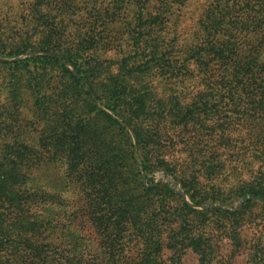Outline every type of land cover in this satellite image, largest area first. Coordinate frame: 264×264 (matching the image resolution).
Wrapping results in <instances>:
<instances>
[{
	"label": "trees",
	"instance_id": "1",
	"mask_svg": "<svg viewBox=\"0 0 264 264\" xmlns=\"http://www.w3.org/2000/svg\"><path fill=\"white\" fill-rule=\"evenodd\" d=\"M26 1L30 13L24 24L11 25L0 11V55L43 51L52 56L7 63L13 69L10 90L36 99L41 120L54 136V147L72 182L83 192L85 207L77 211L78 223L68 234L61 232L42 218V191L32 186L36 177L29 170L30 163L7 151L0 153V264H165L166 254L172 264H183L190 253L198 264H214L218 246L206 230L190 223L168 229L151 224V188L143 179L136 181V145L127 128H122L125 134L119 132L123 145H116L111 131L112 142L107 138L105 154L99 146L101 156L96 158L93 138L101 140L97 126L106 129L110 120L117 126L120 123L97 110L91 94L98 95L134 131L147 171L159 162L155 157L159 143L154 140L159 121L149 114L148 99L139 85L160 71L185 80L198 79L197 97L203 99L198 105L200 118L210 120L216 109L219 116L214 121L221 137L226 136L225 130L248 134L253 129H260L264 136V0H218L184 44L176 33L189 0H89L84 5L83 0ZM118 23L124 26L128 46L108 62L100 50L106 45L108 30ZM11 38L14 47L8 44ZM61 58L82 78L75 77ZM83 83L91 85L92 91L84 92L89 95L87 104L78 106L79 91L86 88ZM104 117L109 121L102 126ZM222 140L214 149L218 165L213 172L219 173L218 179L223 173L235 179L255 174L252 162L239 158L242 153L233 155L236 149L230 138L225 143ZM229 148L235 150L230 158L225 156ZM135 190L122 199L124 192ZM182 210L184 221L190 222L193 210L188 205ZM80 212L86 226L97 234V245L89 241L86 227L79 228ZM234 239L241 247L239 237ZM132 246L139 247V254L129 260L126 253ZM94 247L95 252H90ZM263 257L252 255L249 264H264Z\"/></svg>",
	"mask_w": 264,
	"mask_h": 264
},
{
	"label": "rangeland",
	"instance_id": "2",
	"mask_svg": "<svg viewBox=\"0 0 264 264\" xmlns=\"http://www.w3.org/2000/svg\"><path fill=\"white\" fill-rule=\"evenodd\" d=\"M88 1L83 0L82 4ZM217 1L189 0L183 11L182 24L176 33L183 44L198 30L199 21L205 11ZM0 7L2 16L11 25L17 26L27 22L30 6L26 0H0ZM128 14H131L130 11ZM124 30L121 23L108 30L106 45L100 50L104 60L108 62L116 60L120 57L121 49L128 46L125 40L127 35H123ZM9 33L10 31L6 34ZM10 36L12 37L13 34ZM8 44L14 47L16 44L14 38H11ZM116 45L121 46L117 52L113 49ZM40 56H52V54L33 51L18 56L0 55V62H6V64L0 63V153L7 151L11 157L21 156L24 162L30 163L29 170L36 177L32 181V186L36 184V187L38 185L42 191V205L39 207L42 218L50 222L49 224L56 225L61 232L68 234L70 227L73 228V225L78 223L77 211L85 207V201L81 198L83 192L72 182L65 161L54 147L56 145L54 136L46 127L45 121L41 120L36 99L25 92L13 93L9 86L13 69L7 63ZM60 60L75 77L82 78L73 65L62 58ZM100 64L102 65L101 62ZM101 71L105 73V78L109 76L104 67ZM54 74L57 76L59 73L56 71ZM198 84L197 78L185 80L183 77H171L169 73L160 71L145 78L139 85V90L148 99L149 114L159 121V130L157 129L154 135V140L159 143L155 153L159 162L149 171L144 169L134 131L106 108L98 95L91 94L96 109L107 113L120 123V126H117L110 120V125L108 124L106 129L97 126L101 131V140L97 141L93 138L97 146L96 158L101 156L99 146L105 145L111 131L114 132L112 136L116 145H123L124 139L119 132H123L122 128H127L136 145L135 158L138 170L136 181L143 179L145 186L151 188L148 194V200L152 205L149 213L151 224L154 227L161 225L167 229L177 223H182L183 226L190 223L200 227L207 231L205 232L207 237L218 246L214 264H249L252 255H258L260 258L264 256V203L260 201L264 200L262 198L264 196V136L260 129H253L248 134L225 130L226 136L221 137L218 124L214 121L219 116L216 109L210 113V120L203 122L200 118L202 114L198 105L203 99L197 97ZM85 86V90L79 91L76 99L78 106H82L84 102L87 104L89 95H85L84 92L92 91L91 85ZM98 92L102 94V91L98 90ZM104 120L100 122L102 126L109 121L107 117H104ZM229 138L236 151L229 148L225 156L230 158L234 151L233 155L242 153L239 158L251 161L255 174H245L241 179H235L228 173H223L218 179L219 173L213 172L218 165L214 149L221 139L225 143ZM245 146L255 151L244 149ZM100 150L105 154L104 147ZM231 161L227 162L229 167ZM98 167L101 169L103 165ZM251 188H254V191L248 190ZM135 193L136 190L124 192L122 199ZM117 196L119 197L118 193ZM184 205H188L193 210L191 212L193 218L190 222L184 221L182 210ZM78 214V220L81 222L79 228L86 227V234L90 236L89 241L97 245L95 241L97 234L89 224L86 226L82 213ZM65 227H69L68 231ZM61 235L63 238L66 236V234ZM234 237H239L241 247L236 246ZM89 251L95 252V247L90 248ZM138 254L139 247L134 246L126 253L129 260ZM164 259H166L165 264H172L168 260V254ZM198 262V258L190 253L183 264H198Z\"/></svg>",
	"mask_w": 264,
	"mask_h": 264
},
{
	"label": "water",
	"instance_id": "3",
	"mask_svg": "<svg viewBox=\"0 0 264 264\" xmlns=\"http://www.w3.org/2000/svg\"><path fill=\"white\" fill-rule=\"evenodd\" d=\"M260 201L264 203V200H260Z\"/></svg>",
	"mask_w": 264,
	"mask_h": 264
}]
</instances>
